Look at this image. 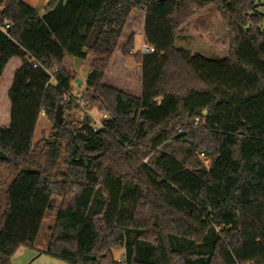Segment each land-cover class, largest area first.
<instances>
[{"label": "trees", "instance_id": "trees-1", "mask_svg": "<svg viewBox=\"0 0 264 264\" xmlns=\"http://www.w3.org/2000/svg\"><path fill=\"white\" fill-rule=\"evenodd\" d=\"M209 6L230 37L223 60L176 47L180 28ZM258 7L259 0H49L40 15L23 0H0V77L11 59L22 62L9 91L10 126L0 128V167L13 174L0 196V264L35 247L55 193L63 200L46 254L67 264H118L122 249L125 264H264ZM135 10L144 11V39L155 49L133 53L132 35L121 50L141 66L140 97L102 83ZM68 56L91 58L83 101L109 116L98 133L88 117L80 127L56 122L59 106L79 109L64 99L78 80L64 66ZM45 69H57L53 81ZM42 113L55 134L35 142Z\"/></svg>", "mask_w": 264, "mask_h": 264}, {"label": "rangeland", "instance_id": "rangeland-1", "mask_svg": "<svg viewBox=\"0 0 264 264\" xmlns=\"http://www.w3.org/2000/svg\"><path fill=\"white\" fill-rule=\"evenodd\" d=\"M39 1L40 3L36 7L38 13L42 15L47 9L49 0ZM257 10L264 15V0H259ZM144 24V11H133L102 82L104 85L134 97H140L142 93V69L134 57L124 56L121 50L130 37L135 35L133 53L137 54L140 52L145 43V39L141 35L144 32ZM179 35L180 37L176 41V47L178 48L189 51L192 54L202 55L210 60H223L229 57L230 37L221 20L220 14L214 6L207 7L187 21L180 28ZM74 59L68 56L65 59L64 66L67 70L74 72L78 79L82 80L81 86L73 84V89L79 91L83 96L91 58L86 59L82 63H76ZM21 66V60L19 58H13L0 77V128H8L10 126L11 103L9 91L13 83L14 75ZM102 113L106 112L99 106L88 104L86 107L79 106V109L72 113L63 112V118L64 121H76V125L80 127L81 122L86 117H89L88 115L99 119ZM179 131L178 133L182 134V131ZM54 134L55 131L51 123L46 117L42 116L39 121L35 142H39L42 138L46 140L52 139ZM202 161L207 167L210 165L208 159L202 158ZM12 178L13 174L10 169L0 167V196L2 198L4 197L3 189L9 184ZM62 200V195L58 193L54 194V208L47 214L43 222L37 244L33 248H19L12 259V264H67L46 254L48 237L50 235L49 227L54 225L56 211L60 207ZM123 252V249L115 251L114 257L116 259L119 258Z\"/></svg>", "mask_w": 264, "mask_h": 264}, {"label": "built area", "instance_id": "built-area-1", "mask_svg": "<svg viewBox=\"0 0 264 264\" xmlns=\"http://www.w3.org/2000/svg\"><path fill=\"white\" fill-rule=\"evenodd\" d=\"M9 29V26L6 25L5 27H3V30L6 32L7 30ZM155 52V49L153 47H151L150 45H148L146 42L143 44L142 46V49L140 50V53L143 54V55H148V54H152ZM39 64L37 62H34L33 63V67H37ZM45 71L51 76V80L53 81L54 78H53V74L55 72H57V69H55L54 71H48L45 69ZM64 99L65 101L67 102L68 100L70 99H75L76 100V103L78 106H83V107H86L87 105L84 104V99H83V96L81 95V93L77 90H72L71 93H68V94H65L64 96ZM44 113L41 114V116L44 117ZM91 120V127L93 129V132L94 133H98L99 131L103 130L106 128V121L109 120V116L108 114L106 113H102L101 117L99 119L91 116V115H88ZM181 132V130L179 131ZM125 261H126V255L123 253L119 258H117V263L118 264H125Z\"/></svg>", "mask_w": 264, "mask_h": 264}, {"label": "water", "instance_id": "water-1", "mask_svg": "<svg viewBox=\"0 0 264 264\" xmlns=\"http://www.w3.org/2000/svg\"><path fill=\"white\" fill-rule=\"evenodd\" d=\"M81 84H82V80L81 79H78L77 80V85L78 86H81ZM55 118H56V122L58 123V125H62L64 123L63 108H62V106H59L58 107V109L56 111Z\"/></svg>", "mask_w": 264, "mask_h": 264}, {"label": "crops", "instance_id": "crops-1", "mask_svg": "<svg viewBox=\"0 0 264 264\" xmlns=\"http://www.w3.org/2000/svg\"><path fill=\"white\" fill-rule=\"evenodd\" d=\"M23 1H25L28 5H30V6H32L33 8H35L36 10H37V7H36V5H38L39 3H40V1L39 0H23ZM2 7H4V6H2ZM48 7V6H47ZM142 36H143V38H144V35H143V33L141 34ZM12 60V59H11ZM10 60V61H11ZM9 61V62H10ZM74 61L76 62V63H79V62H84L85 60H83V61H81V60H78V59H74ZM90 66V65H89ZM4 73V72H3Z\"/></svg>", "mask_w": 264, "mask_h": 264}]
</instances>
